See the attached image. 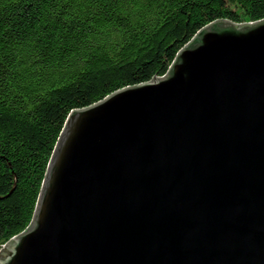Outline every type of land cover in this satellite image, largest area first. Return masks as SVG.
<instances>
[{
	"label": "water",
	"instance_id": "water-1",
	"mask_svg": "<svg viewBox=\"0 0 264 264\" xmlns=\"http://www.w3.org/2000/svg\"><path fill=\"white\" fill-rule=\"evenodd\" d=\"M0 264H264V18L70 111Z\"/></svg>",
	"mask_w": 264,
	"mask_h": 264
},
{
	"label": "trees",
	"instance_id": "trees-1",
	"mask_svg": "<svg viewBox=\"0 0 264 264\" xmlns=\"http://www.w3.org/2000/svg\"><path fill=\"white\" fill-rule=\"evenodd\" d=\"M264 18V0H0V248L31 222L74 109L163 76L208 23Z\"/></svg>",
	"mask_w": 264,
	"mask_h": 264
}]
</instances>
